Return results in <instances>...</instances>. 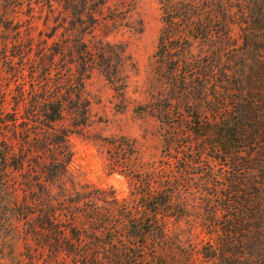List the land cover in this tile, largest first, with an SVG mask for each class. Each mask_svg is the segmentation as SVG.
<instances>
[{"label": "trees", "instance_id": "1", "mask_svg": "<svg viewBox=\"0 0 264 264\" xmlns=\"http://www.w3.org/2000/svg\"><path fill=\"white\" fill-rule=\"evenodd\" d=\"M21 1L40 0H0V264H196L181 225L209 238L199 264H264V0H158L157 79L139 107L159 124L156 154L88 138L128 179L122 200L67 172L91 77L125 87L113 47L86 41L108 0H45L63 31L34 55Z\"/></svg>", "mask_w": 264, "mask_h": 264}, {"label": "rangeland", "instance_id": "2", "mask_svg": "<svg viewBox=\"0 0 264 264\" xmlns=\"http://www.w3.org/2000/svg\"><path fill=\"white\" fill-rule=\"evenodd\" d=\"M16 10L21 37L32 44V50L27 54L34 55L36 46L52 43L51 35L63 31L56 22L57 18L59 23L57 15L60 11L57 5L49 9L45 0L30 3V6L28 2L21 1ZM161 29L158 0H108L92 35L86 40L90 47L100 43L112 46L113 51L118 53L119 61L110 56L111 70L118 72V83L123 82L125 87L115 89L97 73L91 77L87 84L91 99L90 125L84 136L69 138L73 158L67 172L97 189L113 191L118 200L127 197L129 181L107 167L101 149L88 138L123 136L136 140L141 151L145 149L147 155L156 154L158 142L153 138L159 124L151 119H142L139 107L154 93L152 86L157 79L154 56ZM234 37L238 38L236 30ZM7 73L1 69L3 83L7 81ZM8 89H13V86ZM122 89L123 95L118 92ZM10 102L9 96L3 105L5 110H8ZM178 236L184 247L193 252L194 262L199 264L198 250L208 241V236L200 228L191 233L184 225H181Z\"/></svg>", "mask_w": 264, "mask_h": 264}]
</instances>
